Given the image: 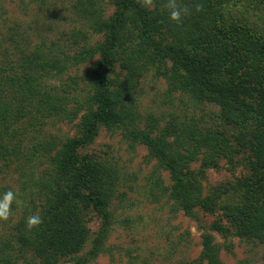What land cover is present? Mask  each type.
<instances>
[{"label":"trees","instance_id":"1","mask_svg":"<svg viewBox=\"0 0 264 264\" xmlns=\"http://www.w3.org/2000/svg\"><path fill=\"white\" fill-rule=\"evenodd\" d=\"M73 8L103 42L73 56L42 43L15 61L0 55V162L13 165L19 188L3 190L26 203L16 242L0 241V264H20L26 251L43 264H89L105 250L119 172L80 153L100 127L147 146L169 173L170 196L185 214L223 213L229 226L214 221L199 258L180 264H222L215 234L264 243V0H118L109 17L96 0H76ZM96 56L71 86L56 85ZM150 67L168 79L170 91L217 105L221 122L237 131L236 145L226 131L195 121L160 128L151 119L141 126L135 93ZM52 122L74 123L76 135L49 133ZM245 150L249 174L205 194L206 172L222 161L235 166ZM92 211L101 225L82 254Z\"/></svg>","mask_w":264,"mask_h":264},{"label":"rangeland","instance_id":"2","mask_svg":"<svg viewBox=\"0 0 264 264\" xmlns=\"http://www.w3.org/2000/svg\"><path fill=\"white\" fill-rule=\"evenodd\" d=\"M105 16H111L118 0H96ZM76 0H0V55L15 59L23 52L42 43L50 45L56 55H77L85 48L95 47L104 37L95 34L91 23L75 12ZM237 9H231L235 15ZM98 59L71 67L58 87L71 86V80L82 75ZM168 64L167 68L170 69ZM71 78V79H70ZM54 83V85H55ZM168 79L150 67L141 78L135 93L140 125L151 119L160 128L169 122L178 125L197 122L201 129L220 128L228 133L235 144L237 131L226 127L219 117L220 108L210 103L195 102L189 96L170 91ZM74 105H72V108ZM47 131L58 137L76 135L74 123L52 122ZM236 145V144H235ZM82 155H94L114 165L119 172L118 188L111 210L114 224L105 250L89 264H180L193 262L202 251V235L223 213L213 214L194 210L187 215L170 196L173 184L169 173L149 154L147 146L131 144L120 129L100 127L93 140L80 150ZM236 165L222 161L217 169H209L203 179L204 193L245 177L250 172L249 152L236 156ZM199 170V165L192 166ZM10 187L18 192L17 175L13 165L0 162V241L15 243L20 223L24 220L25 202L16 201L4 192ZM14 194V193H13ZM27 216H31L30 214ZM91 236L82 254H87L99 231L101 218L88 214ZM26 221V220H25ZM27 222V221H26ZM214 244L220 251L222 264H264V243L257 239H240L214 235ZM19 251L14 254L17 255ZM20 264H43L32 252L21 254ZM57 264H71L62 260Z\"/></svg>","mask_w":264,"mask_h":264}]
</instances>
